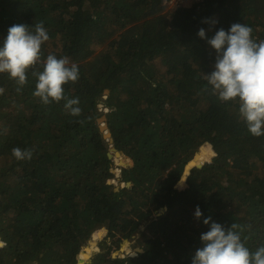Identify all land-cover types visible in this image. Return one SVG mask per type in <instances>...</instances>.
<instances>
[{
    "label": "trees",
    "instance_id": "1",
    "mask_svg": "<svg viewBox=\"0 0 264 264\" xmlns=\"http://www.w3.org/2000/svg\"><path fill=\"white\" fill-rule=\"evenodd\" d=\"M41 21L50 36L43 58L78 65L65 94L82 112L72 116L63 100L44 105L31 71L20 92L0 74V264H79L108 226L121 184L110 246L85 264H191L208 217L241 225L250 250L264 246V136L248 132L237 104L211 94L204 76L216 52L198 36L244 23L264 40V0H206L177 12L163 0H0V46L13 24ZM222 111L230 118L221 143L191 173ZM14 147L33 149L32 160L17 161ZM113 148L130 161L120 177ZM127 243L135 256H115Z\"/></svg>",
    "mask_w": 264,
    "mask_h": 264
},
{
    "label": "clouds",
    "instance_id": "2",
    "mask_svg": "<svg viewBox=\"0 0 264 264\" xmlns=\"http://www.w3.org/2000/svg\"><path fill=\"white\" fill-rule=\"evenodd\" d=\"M198 36L207 39L216 52L214 70L204 76L211 94L222 102L237 104L248 132L254 137L264 136V40L254 38L253 29L244 23H233L228 30L220 28L211 39L201 28ZM49 39L42 21L32 26L25 23L10 26L0 46V74H7L20 92L31 71L36 78L35 97L44 105L63 100L65 109L72 116H79L82 112L79 98L65 94V85L79 80L78 65L66 56L49 54L44 59L42 49ZM38 65L42 70H35ZM3 92L0 88V94ZM33 151L14 147L12 156L17 161H31ZM195 217H203L198 206ZM203 222L210 227L201 233L202 247L195 250L191 264H264V246L250 250L246 246L247 237L242 239L241 225L233 223L226 229L212 222L211 217Z\"/></svg>",
    "mask_w": 264,
    "mask_h": 264
},
{
    "label": "bare ground",
    "instance_id": "3",
    "mask_svg": "<svg viewBox=\"0 0 264 264\" xmlns=\"http://www.w3.org/2000/svg\"><path fill=\"white\" fill-rule=\"evenodd\" d=\"M230 118V114L228 112L222 111L217 119L216 122V132L214 135V138L212 139V141L209 143L210 149L207 148L208 154L206 157L200 156L197 158V162L195 164H191L190 165V172L193 169H196L197 166H199L200 164H202L203 162L206 161V158H212L215 155V150L217 149V147L220 145L221 140H222V136H223V128L227 122V120ZM206 146V147H207ZM182 191V186L178 187L177 189L174 190V192L172 193V197L170 200V205L171 206H177L179 204V196H180V192ZM121 193H115L112 196L113 202H114V209L113 212L111 214L110 220H109V228L107 230V232L105 233H101L98 235V240L96 242L94 235L92 236L91 240L89 241L88 245H87V249L91 250L90 247H94L98 250H104L106 251L109 246H110V241H111V237L114 233L113 231V227L115 224V220L118 217V214L120 213V209L122 207L123 201L121 198ZM89 247V248H88ZM90 252V251H88Z\"/></svg>",
    "mask_w": 264,
    "mask_h": 264
},
{
    "label": "rangeland",
    "instance_id": "4",
    "mask_svg": "<svg viewBox=\"0 0 264 264\" xmlns=\"http://www.w3.org/2000/svg\"><path fill=\"white\" fill-rule=\"evenodd\" d=\"M106 113H107V111H106ZM206 148H209L210 149V146H207ZM197 160V159H196ZM129 164L130 163V161H128V160H126L125 159V157H121V158H117L116 157V170L114 171L115 172V174L117 175V177H120V172H121V170H120V166L121 165H125V164ZM197 167H199V166H197ZM196 167V168H197ZM117 184V183H116ZM116 192L115 193H118V192H120L121 193V191L124 189V184H121L120 186H118V185H116ZM114 193V194H115ZM113 194V195H114ZM112 195V196H113ZM123 193H121V198H122V201H123V204H122V207H121V209H120V213L118 214V217H117V219L119 218V216L122 214V208H123V206H124V199H123ZM112 198V197H111ZM112 201H113V199H112ZM117 219L115 220V222L117 221ZM109 223L110 222H108V226L106 227V228H104L103 230H101L100 232H98L97 234H94V238H95V240H96V242H97V240H98V235L99 234H101V233H105V232H107V230H108V228H109ZM114 234V233H113ZM113 241H115V239H113ZM112 241V242H113ZM0 244H2L1 242H0ZM89 248V247H88ZM90 249L91 250H88V249H86L85 250V253L82 255V256H80V262H79V264H85V262H86V260L87 259H89L93 254H95V253H101L102 251L101 250H98V249H96V248H94V247H90ZM88 251H90V252H88ZM127 255H131L132 257H134L135 256V254H134V250L131 248V244H125L124 245V247H123V251L122 252H120L119 254H115V256H118V257H125V256H127Z\"/></svg>",
    "mask_w": 264,
    "mask_h": 264
},
{
    "label": "built area",
    "instance_id": "5",
    "mask_svg": "<svg viewBox=\"0 0 264 264\" xmlns=\"http://www.w3.org/2000/svg\"><path fill=\"white\" fill-rule=\"evenodd\" d=\"M166 12H177L183 8L201 7L206 0H163Z\"/></svg>",
    "mask_w": 264,
    "mask_h": 264
},
{
    "label": "water",
    "instance_id": "6",
    "mask_svg": "<svg viewBox=\"0 0 264 264\" xmlns=\"http://www.w3.org/2000/svg\"><path fill=\"white\" fill-rule=\"evenodd\" d=\"M0 107H1V104H0ZM105 121H106V118H103V119L100 120L99 122H100V123H105ZM101 129H102L103 131H106V135H105V137H106L107 139H110V138H111V134H110L109 132H107L108 127H107L106 125H104V126H102ZM208 151H209V150H208V149L206 148V146H205L204 149H203V155H204V156H207ZM111 152L114 153L115 156H116L117 158H121V157H122L121 154H120L117 150H115L114 148L111 149ZM204 156H203V157H204ZM191 164H195V162H193V163H191ZM191 164H190V165H191ZM195 171H197V168L191 170V173H193V172H195ZM127 186L129 187L130 184H128ZM115 225H116V222H115L114 227H113V231H114V232H115ZM3 246H4L3 244H0V248H2ZM86 249H87V248H86Z\"/></svg>",
    "mask_w": 264,
    "mask_h": 264
}]
</instances>
